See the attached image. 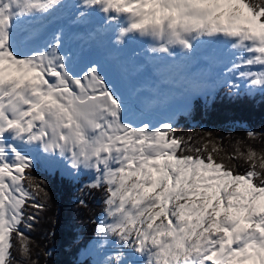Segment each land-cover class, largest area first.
<instances>
[{"label": "snow or ice", "instance_id": "1", "mask_svg": "<svg viewBox=\"0 0 264 264\" xmlns=\"http://www.w3.org/2000/svg\"><path fill=\"white\" fill-rule=\"evenodd\" d=\"M58 10L97 32L114 27V45L140 38L155 57L190 61L223 46L230 93L264 92V0H0V264L32 254L37 196L47 195L30 175L33 152L103 190L97 236L117 242L104 264H264V150L238 141L221 155L211 139L192 147L170 122L130 119L99 62L71 71L62 28L26 49L22 26Z\"/></svg>", "mask_w": 264, "mask_h": 264}, {"label": "trees", "instance_id": "2", "mask_svg": "<svg viewBox=\"0 0 264 264\" xmlns=\"http://www.w3.org/2000/svg\"><path fill=\"white\" fill-rule=\"evenodd\" d=\"M176 127V135L186 141L192 138L188 141L192 147H202L211 139L221 146V155L234 152L238 141L241 150L249 145L264 150V135L255 140L246 135L248 131L264 134V92L235 95L220 89L214 96L199 97ZM30 175L43 182L47 195L37 196L45 207L28 233L32 254L25 264H94L84 252L97 236L98 216L105 207L103 190L39 165ZM14 255L19 259L18 252Z\"/></svg>", "mask_w": 264, "mask_h": 264}, {"label": "rangeland", "instance_id": "3", "mask_svg": "<svg viewBox=\"0 0 264 264\" xmlns=\"http://www.w3.org/2000/svg\"><path fill=\"white\" fill-rule=\"evenodd\" d=\"M109 32L111 35L114 33L112 30H109ZM132 39L130 38V40L128 39L126 41L124 44L125 48L122 50L123 52L118 55V62L115 63L110 60L109 53L103 50L102 44H100L101 47L97 46L95 48L91 45L87 47L82 46L81 48H77L78 50H71L64 44L63 51L70 57L69 68L73 73L82 75L90 62H99L104 68L109 80L119 87V91L125 97L129 109L126 115L135 121H150L154 125L160 122H170L175 128L176 124L180 122V118L187 115L192 108L193 102L198 97L206 98L207 96H212L220 89L229 91L224 81L236 79L231 73L225 74L226 68L230 66L229 61L222 63L219 68L211 72V64L215 63V59L207 52H204L203 55L210 60V62L208 61L205 68H203V65H200L201 67H198L195 74L185 76L183 82H181L178 77L174 82L167 81L163 73L155 75L152 69H145L135 73L137 70L136 68L134 69L133 65L138 64L141 67L145 62L143 55H148L145 56L146 59L151 55L153 59L158 57L145 51L147 45H139L132 42ZM90 43L94 44L93 41H90ZM205 46L206 45L202 47ZM202 51H204V49ZM159 61L160 60L157 62L150 61L148 67H156L157 70H159ZM194 63H196V66L198 65L197 60L194 61ZM164 64L166 66L167 62ZM204 70H206V72H204ZM209 74L210 77L207 76ZM236 82L241 83L238 79ZM197 83L202 84V86H195ZM243 92L242 90L240 93ZM257 92L251 93V95ZM176 129L177 127L174 131ZM33 155L36 156L35 165H39L52 172L56 171L60 174L69 176L79 181V183L81 182L82 185H89L91 179L90 173L72 171L65 167L63 162H61L60 167L53 169L49 166L47 160L41 153L33 152ZM103 217L104 210L98 216L99 221L103 219ZM116 248L117 242L115 237L105 239L96 236L89 243L84 255L85 257L87 255L92 256L94 264H104L106 258L115 255ZM137 257L138 256H134L133 259L136 260Z\"/></svg>", "mask_w": 264, "mask_h": 264}, {"label": "bare ground", "instance_id": "4", "mask_svg": "<svg viewBox=\"0 0 264 264\" xmlns=\"http://www.w3.org/2000/svg\"><path fill=\"white\" fill-rule=\"evenodd\" d=\"M96 19L98 20L99 17L97 16ZM57 28L63 29L64 44L67 45L71 50H78L77 48H81L82 46L87 47L89 45L94 48L97 46L101 47L100 44H102L103 50L109 53V58L114 63L118 62V55L121 54L123 52L122 50L125 48L124 45L121 46L113 44L112 41L115 36L114 27L100 32L94 31L92 25L75 23L72 17H70L64 10H58L52 17L46 20H37L30 25H23L20 35L26 49H28L43 43ZM109 30L114 32L113 35L110 34ZM90 41H93L96 46L91 44ZM131 41L139 45H147V43L140 38H133ZM203 49L204 51H202ZM204 52L210 53L212 58L215 59V63L211 64V70L209 68L211 72H214L215 69L219 68L222 63L228 62L231 59L229 54L223 49V46L206 45L205 47H201L198 55L190 61H185L179 55H177V58L175 59L167 57H158L153 59L152 55L146 59L145 56L148 55L144 53V64H142L141 67L138 64L133 65V67L137 70H135V73L145 69H152L155 75H160L163 73L166 76L167 81L174 82L178 77L180 78V81L183 82L185 76H188L189 74H195L200 65H203V68H205L206 64H208V61L210 62V60L205 58L203 55ZM158 60H160L158 63V65H160L159 70H157L156 67H148L150 61L157 62ZM196 60L198 62L197 66L196 63H194ZM165 62H167L166 66L164 64ZM204 72H206V70H204ZM207 76L210 77V74ZM141 259V257H137L136 264H141Z\"/></svg>", "mask_w": 264, "mask_h": 264}]
</instances>
